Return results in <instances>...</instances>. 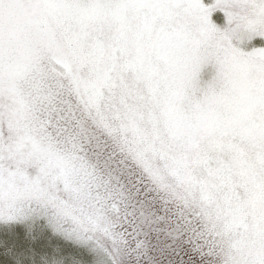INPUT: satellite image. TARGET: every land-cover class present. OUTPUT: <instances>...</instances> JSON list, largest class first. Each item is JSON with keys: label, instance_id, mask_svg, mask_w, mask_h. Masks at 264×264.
<instances>
[{"label": "snow or ice", "instance_id": "6c2138e0", "mask_svg": "<svg viewBox=\"0 0 264 264\" xmlns=\"http://www.w3.org/2000/svg\"><path fill=\"white\" fill-rule=\"evenodd\" d=\"M0 264H264V0H0Z\"/></svg>", "mask_w": 264, "mask_h": 264}]
</instances>
